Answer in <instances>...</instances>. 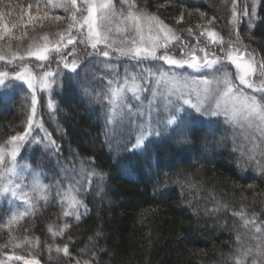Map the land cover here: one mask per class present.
<instances>
[{"label": "trees", "instance_id": "1", "mask_svg": "<svg viewBox=\"0 0 264 264\" xmlns=\"http://www.w3.org/2000/svg\"><path fill=\"white\" fill-rule=\"evenodd\" d=\"M78 1L72 6L66 0H0L12 28L1 44L17 43L14 56L0 59V72L13 74L26 64L18 55L28 39L27 48L36 38L74 32L77 23L70 25L72 16L78 17ZM134 2L168 26L177 18L191 44L196 34L213 31L226 41L237 40L264 63V0L256 1V15L246 27L240 17L243 0ZM15 15L25 24H13ZM69 52L50 55L48 64L57 67L50 72L54 104L50 108L43 96L37 115L52 146L46 149L40 129H34L17 157L46 178L45 198L15 220L6 203L0 206V260L20 256L38 264H235L240 257L252 264L255 257H241V252L256 249L258 242L251 237L257 227L264 229V160L244 152L226 126L196 119L151 138L141 151L116 154L108 144L101 90L108 61L96 50L80 55L78 62ZM10 85L9 93L0 91L1 147L33 124L29 89L15 81ZM81 173L92 174L91 183L78 192L82 209L68 211L55 193L57 182L71 185ZM244 220L254 223L245 226Z\"/></svg>", "mask_w": 264, "mask_h": 264}, {"label": "rangeland", "instance_id": "2", "mask_svg": "<svg viewBox=\"0 0 264 264\" xmlns=\"http://www.w3.org/2000/svg\"><path fill=\"white\" fill-rule=\"evenodd\" d=\"M256 1L243 0L240 7V17L243 19V25H249L250 20L255 17ZM112 4L115 15L111 17L110 21L103 22L104 30L108 36L106 43H98L95 49L91 47L92 41L88 38L87 26H80L83 18L88 14V5L85 3V0H79L77 21L80 23L76 24L74 32L65 33L62 31L56 32L53 37L44 36L36 38L27 48V45L32 41L28 39L22 51L23 53L18 55V59L27 61L26 64H22L23 66L21 65L22 67L19 68L20 70L18 69L19 71H12L13 74L7 71L0 72L6 74L0 77V79H3L8 85L7 87L0 86V91L9 93L11 90L7 89L9 86L11 87V82L24 83L17 79L18 75L23 76L24 80H28L33 84V88H29L27 83H24L29 89L32 99L34 95L37 101L35 114L33 115L32 112L33 119L31 120L33 124L29 128L30 130L28 129L21 136L23 139L10 140L3 147L0 146V206L6 203L11 209L12 219L14 220L24 215L36 201L45 198L46 178L44 179L33 167L18 162L17 157L18 159L20 158L19 150L27 138L33 135L34 129H40L41 134L39 136L47 141L45 145L46 149L49 150L52 146L49 133L45 130L37 115L39 114L38 111L42 104L41 99L43 96H45V101L50 108L54 104L52 103L51 96L55 85V78L50 72L56 70L57 67L54 63L50 65L48 63L50 55L55 51L63 50V52H66L70 50L69 53L72 59L77 62L80 55L86 56L95 50L100 54L103 51L109 52V55L105 57L108 61L106 74L101 78V82H104V86L105 84L106 86H102L103 89H101V85L98 87L103 91V97L106 102L104 110L107 119L108 144L116 154L127 151H141L145 143L151 138L168 135L178 124L183 126L185 121L190 122L192 119H196L206 120L207 122L217 121L226 126L230 129L232 138L238 141L237 143L244 152H249L251 155L257 157L258 160H264V135H261V132L254 126L249 127L244 121H232L228 118L220 96L223 85L217 83V81L222 79L224 73H228L235 89L246 95H255L258 99L264 97V92H257L254 88H248L247 85L240 82L238 79L240 73L228 57L229 54L234 56L242 55L244 61L253 63L255 72L248 77V80L254 86L264 82V75H262L264 69L260 68V65L264 63H262L261 59L237 40V43L234 40L226 41L222 39L219 33L213 31H205L204 35L196 34L197 38L191 44L184 37L188 36L187 30L183 28V23L176 22L177 18L174 20L175 24L173 26L163 23V25L167 26V29L171 30V35H174L176 39L165 40L163 33H159L155 29L152 31L151 35L159 36L158 43L160 45L156 48L154 58L134 59L130 55H121L118 49L132 47V40H136L140 44V40L139 34L135 33L130 25H126L122 21L120 13L126 14L129 6L133 4L135 5L133 10L138 9L134 0H127V2L125 0H112ZM11 9L13 12H18L16 7H11ZM145 13L158 17L156 13ZM7 15L9 13L3 10V6L0 5V25L6 26L8 29V31H5L3 27H0V36H2L0 44L6 41L4 39L7 34L12 33L11 22L5 18ZM31 17L33 18L34 14ZM238 19L239 16L236 19V25L240 27L242 24L238 23ZM12 23L25 24L23 18L16 15L13 17ZM98 24H100L99 20ZM210 32L215 35L209 36ZM149 34V29L145 25L143 30L145 40L141 46H151L148 42ZM69 37L73 38L72 43L68 42ZM75 42L77 43L72 48ZM16 47V41H7L6 44L1 46L0 55L8 58L10 55L14 56L16 52L13 50ZM45 48H47V51L44 52L46 59H40L38 56L30 54ZM193 55L198 58L201 64L204 62L205 55H207L209 60H218V63L212 67L202 66L199 70H196L187 64L183 66L168 64L162 59V57L168 56L176 60H190ZM160 73H166L167 75L162 78ZM132 77L136 78L135 83L139 86L140 90L135 94L131 91H125L123 93V103L111 104L107 98L109 89L123 85L126 79L129 81V85H131ZM205 80L209 83H203ZM109 81H112L111 85ZM185 100H190L192 104H201V111L197 112L189 104H186ZM217 102L221 103L219 110L216 109ZM205 109L208 111H205ZM213 110H217L218 114L211 115L210 113ZM173 118L174 122L170 123L169 121L173 120ZM141 137H143L144 143L139 147H134L137 139ZM42 142L45 143L44 141ZM13 149L16 150L15 158L11 155ZM12 169L14 171H11ZM91 179L92 174L88 177H83L81 173V178L74 176L73 182H70L71 185L63 187L60 186L61 183L57 182L55 193L59 194L68 211L82 209L81 205H79L81 201L78 192L82 188H88ZM3 189H8L9 191L5 192ZM69 197H74L75 201L73 202ZM261 228H264V219L262 220ZM256 234L251 237L252 240L257 241L258 244L264 243V229ZM254 237H259V239L257 240ZM250 256L255 257L253 259L257 260V264L264 262V257L259 256L257 248L253 249ZM14 257L1 259L0 264H15L18 262L28 264V261L15 259ZM245 258H248V256Z\"/></svg>", "mask_w": 264, "mask_h": 264}, {"label": "snow or ice", "instance_id": "3", "mask_svg": "<svg viewBox=\"0 0 264 264\" xmlns=\"http://www.w3.org/2000/svg\"><path fill=\"white\" fill-rule=\"evenodd\" d=\"M66 2L72 6L76 5V0H66ZM127 2V0H125ZM85 3L88 5L87 7V16L83 18V22L80 24L81 27L87 26L88 29V38L91 43V47L95 49L97 47V44L100 42H107L108 36L104 30V21H110L111 17L115 15L114 6L112 4V0H85ZM31 7V6H29ZM135 8V5H130L129 10L127 13H120L122 21L126 25H130L132 30L139 34V40L140 44L137 43L136 40H132V47L124 49L120 48L118 49L121 53V55H130L134 59L138 58H148V57H155L156 55V48L159 47V36L158 35H151L152 31L155 29L159 33H163L164 39H176L174 35H171V30L167 29L166 25H163V22L159 20L158 17L154 15H149L143 11L139 10H133ZM235 15V13H234ZM59 19V17H57ZM98 20L100 21V24H98ZM73 25H70V27L74 26L76 23H80L77 21L76 16H72ZM211 23V21H209ZM145 25H147L149 29V36H148V42L150 43L149 46H141L144 44V35L143 30ZM0 27H3L5 31H8L6 26L0 25ZM110 31V29H109ZM214 33H209V36H214ZM2 38V36H0ZM73 38L69 37L68 42L72 43ZM110 46V45H109ZM47 51V48L37 51L34 53H30L31 55H36L40 59H46V56L44 55V52ZM102 55L107 57L109 55L108 51H103ZM233 64H235L238 72L240 73L238 76V79L242 84L247 85L248 88H254L257 92H264V82H262L259 85H255L253 83H250L248 80V77L252 75L255 72V67L253 63L246 62L243 59L242 55H232L229 54L228 57ZM0 59H3V57H0ZM168 64H174L183 66L184 64H187L189 67L195 68L196 70H199L202 66L205 67H212L213 65H216L218 63V60L213 59L209 60L207 58V55L204 57V62L201 64V62L198 60V58L193 55L190 60H176L168 56L162 57ZM65 67H68V64L65 63ZM260 68L264 69V64L260 65ZM76 64L75 61L72 63V71H75ZM6 75L5 73H0V77H3ZM50 75V74H49ZM161 77H165L166 73H160ZM264 75V73H262ZM17 79L23 81L24 83H27L29 88H33V84L28 81L24 80L23 76H17ZM136 78H131V85H129V81L126 79L124 81L123 85H118L117 87L110 88L109 89V95L108 99L109 102L113 105L117 103H123L124 97L123 93L125 91H131L134 94L139 91V86L135 83ZM175 83V81H173ZM203 83L208 84L209 82L205 80ZM218 84L223 85V89L220 92L221 99L223 101L224 105V111L225 114L228 116V118L232 121H244L248 124L249 127H255L258 131L261 132V135H264V97L257 98L255 95H246L243 92L237 90L234 88V85L232 84L231 77L228 73H224L221 80L217 81ZM109 84H112V81H109ZM0 86L7 87L8 85L5 83L3 79H0ZM139 98V97H137ZM37 101L35 96L33 95L32 99V112L33 115L35 114V105ZM186 104H189L192 108H194L197 112L201 111L202 105L201 104H192L190 100H185ZM221 107V103L217 102L216 109L219 110ZM213 110L211 111V115H217L218 111ZM205 111H208L205 109ZM170 123L174 122L173 120L169 121ZM32 120L31 117H29V125H31ZM12 141L23 139V137H11ZM144 143L143 137L138 138L136 145L134 147H139ZM12 157L15 158L16 150L13 149L11 153ZM11 171H14L12 169ZM3 191H9L8 189H3ZM14 194V193H13ZM70 200L73 202L75 201L74 197H69ZM66 215L68 213H65ZM237 215H242L241 213H237ZM78 218V217H77ZM254 223V221L244 220V225L247 226L249 223ZM257 233L261 232V229L257 227L255 229ZM255 239H259V237H254ZM239 240V236L237 237ZM68 249L67 247L64 248V252L67 253ZM252 249L248 248L246 250H243L241 252V257H246L252 253ZM257 252L260 257H264V243L257 245ZM15 259H22V257H14ZM28 264H38V261H29ZM235 264H245V261L238 257L236 259ZM252 264H257V260L253 259ZM264 264V262H262Z\"/></svg>", "mask_w": 264, "mask_h": 264}]
</instances>
